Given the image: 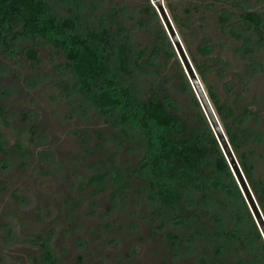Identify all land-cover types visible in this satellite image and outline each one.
Wrapping results in <instances>:
<instances>
[{
    "label": "rangeland",
    "instance_id": "obj_1",
    "mask_svg": "<svg viewBox=\"0 0 264 264\" xmlns=\"http://www.w3.org/2000/svg\"><path fill=\"white\" fill-rule=\"evenodd\" d=\"M159 1L165 7L166 0ZM180 1V9L189 3L201 7L190 16V46L194 50L195 44L203 41L214 47L207 60L206 77L221 96L227 95L234 102L238 117H244V126L253 132L248 149L253 150L255 174L264 178V0H221L215 9H204L208 0ZM79 2L80 11L91 20L101 11L120 8L133 43L152 44L154 37L147 29L155 23L143 10L147 0ZM150 3L157 9L156 0ZM52 4L61 16L75 10L62 0H52ZM222 8L233 12L230 22L243 37L237 38L222 27L217 20ZM244 11L261 16L263 38L252 22L242 18ZM161 23L166 28L162 19ZM15 45L17 48L10 50L0 45V264H75L78 257L86 264H204L199 257L206 259V264H230L235 247L231 240H224L226 251L216 250L222 245L216 237L222 228L206 216L205 238L195 253L175 254L164 238L173 225L166 214L154 212L146 180L126 176V170L143 155L142 130L125 125L119 110L103 112L81 93L74 73L64 66L62 53L51 55L48 46L35 39H20ZM177 56L182 63L178 52ZM165 59L162 52L154 60L156 65L139 74L142 92L158 77L153 70L162 66L160 70L172 76L174 59L164 63ZM183 68L208 119L192 78ZM172 77L171 95L183 110L195 112L189 94L180 89L181 78ZM60 82L66 86L57 85ZM250 110L254 112L251 115ZM125 126L127 133L121 131ZM229 166L264 241V233ZM97 173L103 175L101 184L86 185L85 179ZM222 212L227 219L229 209L222 208ZM227 221L228 227L231 222L229 218Z\"/></svg>",
    "mask_w": 264,
    "mask_h": 264
},
{
    "label": "trees",
    "instance_id": "obj_2",
    "mask_svg": "<svg viewBox=\"0 0 264 264\" xmlns=\"http://www.w3.org/2000/svg\"><path fill=\"white\" fill-rule=\"evenodd\" d=\"M62 1L75 7L72 15L58 14L52 0H0V45L10 50L12 46L17 48L15 44L20 39H35L42 46H48L51 55L62 53L64 66L74 73L81 93L89 96L103 112L119 110L125 125L142 130L143 155L133 168L126 170V176H140L146 180L154 212L166 214L167 221L173 225V229L165 231L164 238L175 254L195 253L205 238L203 216H206L222 228L216 233L221 244L231 240V246L235 247L236 253L230 264H264L262 235L219 141L193 95L155 6L147 0L148 5L143 9L155 23L152 29L146 28L152 31V44L137 41L135 45L127 33L129 28L122 21L120 8L101 11L91 20L80 11L79 0ZM220 1L208 0L204 9H215ZM180 3V0H166L165 8L204 84L207 98L264 217V178L255 174L253 150L248 149L253 132L244 126V117H238L234 102L227 95L221 96L206 77L207 60L214 47L203 41H198L194 50L190 46V16L201 11L200 5L189 3L180 9ZM231 3L240 5L239 1ZM232 16V11L222 8L217 20L231 35L241 38L243 34L235 31L230 22ZM241 16L252 22L261 33L259 37L263 38L261 16L249 11H244ZM162 52L166 55L164 63L174 59L170 67L172 76L181 78L180 89L189 94L195 112L188 108L183 110L182 104L171 95L172 76L160 70L161 64H157L161 66L159 70H153L159 78L152 79L146 90L141 91L139 74L156 65L154 60ZM57 85L65 87L66 83ZM253 113L252 110L248 112ZM127 128L125 126L121 131L127 133ZM18 146L22 147L20 143ZM102 181L100 173L85 179L86 185H100ZM222 208L230 211L228 227L225 224L228 218L224 217ZM222 245L216 246V250L222 252L225 244ZM240 250L246 252L240 253ZM199 260L207 263L203 257ZM75 264L86 263L78 257Z\"/></svg>",
    "mask_w": 264,
    "mask_h": 264
},
{
    "label": "water",
    "instance_id": "obj_3",
    "mask_svg": "<svg viewBox=\"0 0 264 264\" xmlns=\"http://www.w3.org/2000/svg\"><path fill=\"white\" fill-rule=\"evenodd\" d=\"M156 4H157V10L158 13L162 19V21L164 22V25L166 26V29L168 31V34L175 46L176 51L178 52L180 58L182 59V63L184 65V67L186 68V70L188 71L189 75L192 78V81L198 91L201 103L206 111V114L208 116V119L216 133V136L218 138V141L220 142V144L222 145L225 154L227 156L228 162L230 163L231 167H233L234 172L237 176V179L245 193V196L250 204V207L252 208L254 215L264 233V219L263 216L261 214V211L259 209V207L257 206L255 199L253 198L252 194H251V190L249 189L246 180L244 179V177L241 175V172L239 170V168L237 167V164L235 162V159L233 157V154L231 152V149L229 148V145L227 144V141L225 140L224 134L221 130V126L219 125V122L217 120V117L215 115V112L209 102V99L207 98V95L204 93L201 85L199 84L197 77L195 76V73L192 69L191 63L185 53V50L183 48V45L177 35V33L175 32L173 25L171 23V20L169 18V15L165 9V7L161 4V2L159 0H156Z\"/></svg>",
    "mask_w": 264,
    "mask_h": 264
}]
</instances>
